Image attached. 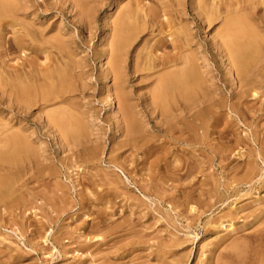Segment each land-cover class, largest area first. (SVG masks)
Masks as SVG:
<instances>
[{"label":"rangeland","instance_id":"rangeland-1","mask_svg":"<svg viewBox=\"0 0 264 264\" xmlns=\"http://www.w3.org/2000/svg\"><path fill=\"white\" fill-rule=\"evenodd\" d=\"M111 1V8L99 5L92 22L67 9L32 15L47 28V38L72 41L67 54L79 67L72 84L76 110H70L84 118L89 133L63 145L39 114L20 119L13 111L0 112L1 119L31 132L25 134L35 150L13 168L18 172L14 193L0 203V264L227 263L225 254L233 245L248 243L264 228V72L257 76L258 94L241 98V117L222 106L210 119L208 133H162L145 119L141 124L148 133L134 138L121 133L113 113L117 104L105 97L104 83L113 82L101 74L106 55H99L108 48L118 10L126 4L136 9L137 1ZM193 1L144 4L148 11L165 7L174 36L180 27L188 28L195 35L193 51L206 50L211 62V41L221 19L200 22ZM166 18H150L148 42L163 37L161 20ZM1 51L5 70L16 65L42 72L51 62L41 51ZM162 51L175 52L171 37ZM129 72L127 87L138 99L140 76ZM215 83L230 104L229 82L218 78ZM4 100L0 90V110ZM221 127L224 133H218Z\"/></svg>","mask_w":264,"mask_h":264},{"label":"bare ground","instance_id":"bare-ground-1","mask_svg":"<svg viewBox=\"0 0 264 264\" xmlns=\"http://www.w3.org/2000/svg\"><path fill=\"white\" fill-rule=\"evenodd\" d=\"M135 1L136 9L126 4L118 10L112 20L111 38L105 42L108 48L99 55V58L106 55L101 62L102 76L113 81L111 85L104 83L103 86L109 104H117L113 113L118 119V131L132 138L136 137L135 133H148L141 124L145 119L152 121V126L162 133H197L199 130L208 133L212 127L210 119L220 113L218 109L222 106H229L241 117V98L258 94L257 76H263L264 72V13L257 14L258 10L264 11V0L192 2L200 22L210 25L215 19H221L211 41V62L204 54L206 50L193 51L191 42L195 35L188 28L180 27L174 36L165 7H160V11H148L145 0ZM101 4L111 8L113 1L0 0L1 53L10 55L12 47L20 52L41 51L46 55L45 59L51 61L42 72L30 66L19 69L16 65L5 70L0 65V90L5 99L0 112L13 111L20 119L39 114L45 127L59 137L58 142L63 145L76 135L89 133L84 118L70 110V107L75 108L72 84L79 67L67 54L72 41L47 38V28L32 15L64 14L67 9L92 22ZM152 16L167 18L166 22L161 20L163 37L148 42L147 38L153 32ZM17 25H21L22 30L16 28ZM8 26L12 28L8 30L12 32L11 36L7 35L9 32L2 35ZM169 37L175 49L172 54L162 51V44ZM129 71L138 72L140 76L138 99L127 87ZM218 78L228 81L233 88L230 104L227 98L219 96L220 86L215 83ZM142 89L147 91L142 93ZM50 106L53 107L45 111ZM14 125L11 120L0 118V203L14 193L18 172L13 168L35 154L31 135L25 134L31 132ZM213 127H218V123ZM224 130L221 127L218 133H224ZM225 257L229 261L223 264H264V228L251 236L248 243L233 245Z\"/></svg>","mask_w":264,"mask_h":264}]
</instances>
